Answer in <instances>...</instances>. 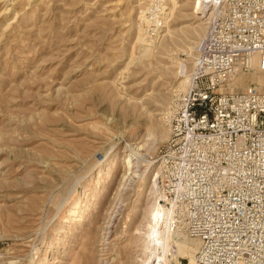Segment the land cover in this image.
Instances as JSON below:
<instances>
[{"label":"rangeland","instance_id":"1","mask_svg":"<svg viewBox=\"0 0 264 264\" xmlns=\"http://www.w3.org/2000/svg\"><path fill=\"white\" fill-rule=\"evenodd\" d=\"M193 1L0 0V264L191 260L176 238L194 239L146 229L164 208L153 160L211 11ZM257 72L230 87L259 89Z\"/></svg>","mask_w":264,"mask_h":264},{"label":"built area","instance_id":"2","mask_svg":"<svg viewBox=\"0 0 264 264\" xmlns=\"http://www.w3.org/2000/svg\"><path fill=\"white\" fill-rule=\"evenodd\" d=\"M188 87L168 111L156 185L167 226L199 241L191 261L264 264V92L230 87L264 71V0H207Z\"/></svg>","mask_w":264,"mask_h":264},{"label":"bare ground","instance_id":"3","mask_svg":"<svg viewBox=\"0 0 264 264\" xmlns=\"http://www.w3.org/2000/svg\"><path fill=\"white\" fill-rule=\"evenodd\" d=\"M209 5V7H208ZM193 8L194 10L197 12V13H209L210 11V14L212 12V7L210 4H208L207 0H194L193 1ZM258 75L256 76L258 81H259V89L261 90H264V72L263 71H260V72H257ZM183 77V76H182ZM184 77L186 78V80H183V88L186 89L188 87V82H189V77L190 76H186L184 75ZM233 80V79H232ZM136 148V147H135ZM135 148L133 149L134 151L132 152H129L127 154V157H126V160H125V163H126V167H128V170L127 172L125 173L126 174H131L132 173V170L134 168V165H135V160L137 159V156H136V150ZM136 151V152H135ZM139 156V155H138ZM130 170V171H129ZM149 174V173H148ZM143 175V174H142ZM126 177V176H125ZM124 178V177H123ZM125 179V178H124ZM155 187V186H154ZM159 195H161L159 193ZM154 194L152 192H150L149 194V201L151 199L154 198ZM158 198L155 196V199L154 200H157ZM161 201V200H160ZM157 202V201H156ZM154 202L155 204L151 206V211H150V215H149V218L148 219L149 221V224L147 225L148 226V229H146V232H147V236L150 238L149 240L150 241H154L155 239H157L156 241L160 240L161 239V233L164 229V227L166 226V229L167 231H173V230H170L169 227L167 226V210H165L161 203L159 202ZM74 208L73 210H71V213L74 212ZM116 211H112L110 216H109V219H108V225L106 226V234H110L111 233V229L113 227V221L115 220L116 218V214H115ZM165 217V219H164ZM114 228V227H113ZM109 229V230H108ZM137 233V232H136ZM139 233V232H138ZM172 233V232H171ZM146 234V233H145ZM178 235V234H177ZM183 235V234H182ZM177 237V236H176ZM150 243V242H149ZM156 244V243H155ZM154 244V245H155ZM176 245H177V250L180 251V253L184 256V255H189V253H194L197 248H198V245H199V241L194 239L192 241H180V238H176ZM197 245V247L195 246ZM156 247V245H155ZM161 247V246H160ZM163 248V247H161ZM160 248V249H161ZM155 249V248H154ZM157 249V248H156ZM152 251V250H151ZM163 251V250H162ZM160 253V252H159ZM157 251H153L151 252V256H149L146 261H145V264H163L162 263V259L161 260V257L162 256H159V254ZM165 253V252H164ZM176 258V257H175ZM165 259H166V256H165ZM169 259V258H168ZM167 259V260H168ZM193 259V256L191 257V260ZM166 260V261H167ZM189 260V261H191ZM165 264V263H164Z\"/></svg>","mask_w":264,"mask_h":264}]
</instances>
